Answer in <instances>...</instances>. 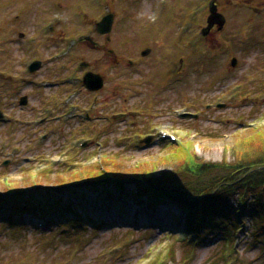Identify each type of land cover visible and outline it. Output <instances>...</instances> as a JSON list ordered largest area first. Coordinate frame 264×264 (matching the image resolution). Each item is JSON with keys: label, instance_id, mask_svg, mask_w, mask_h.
<instances>
[{"label": "rangeland", "instance_id": "obj_1", "mask_svg": "<svg viewBox=\"0 0 264 264\" xmlns=\"http://www.w3.org/2000/svg\"><path fill=\"white\" fill-rule=\"evenodd\" d=\"M209 1L0 0V111L6 117L0 121V193L16 188L25 196L24 188L40 185L43 195L64 197L65 191L56 189L58 178L65 180L66 172H83L108 160L114 163L110 168L123 172L150 169L152 178L178 173L183 158L167 154L174 141L161 138L162 132L174 135L186 151L189 140L198 161L234 160L239 134L264 124V0H216L225 22L204 36L200 30ZM108 12L114 16L109 41L94 30ZM146 46L150 53L130 64ZM28 56L44 61L39 73L24 70ZM233 57L236 64L231 66ZM82 71L100 75L99 92L88 91L76 80ZM17 81L19 88L13 84ZM24 93L30 101L20 108L17 97ZM46 102L48 111L58 115L32 122ZM183 113L195 116L181 117ZM252 140L243 144L254 153L264 149V133ZM184 180L177 175L168 186ZM125 185L128 212L141 224L120 227L110 216L87 218V211L79 226H32L2 219L0 264H264V246L257 243L260 235L264 238L263 214L243 215L233 236L235 251L224 244L225 233L234 228L230 219L225 220L226 231H202L204 241L187 246L190 236L182 235L168 215L174 206L141 208L145 203L133 198L137 183L128 178ZM83 186L84 191L81 186L71 188L85 194L88 202L96 199L98 193L89 183ZM235 198H229L234 208ZM220 253L225 260L219 259Z\"/></svg>", "mask_w": 264, "mask_h": 264}, {"label": "trees", "instance_id": "obj_2", "mask_svg": "<svg viewBox=\"0 0 264 264\" xmlns=\"http://www.w3.org/2000/svg\"><path fill=\"white\" fill-rule=\"evenodd\" d=\"M261 133H264V124L258 127L251 126L246 129L245 133H240V136L237 137V148L234 149L235 158L232 161L224 160L219 164L198 161L193 157L192 144L187 140L188 138H182L181 140L188 141L189 151L181 148V141L172 143L176 145L175 148L170 145L167 149V154L170 157L183 158L184 165L180 167L178 173L175 171L159 177V179L152 178L153 174L150 169L123 172L121 169L113 168L114 166L110 168V164L114 165V163L108 160L100 166H92L83 172L71 175L66 173L65 180L58 178L59 184H64L63 181H92L88 182L93 185L91 186L92 191L98 192L99 183L96 181L103 178L104 172L108 176H118L122 180L131 178L137 183L133 197L137 201L146 202L145 206L148 204L155 206L175 204V208L180 209V214L174 216L173 220L178 228L192 237V241L186 242L187 246H192V244L197 246L201 241H204L202 231L205 233L211 229L226 231L224 229L228 226L225 221L227 219H230L234 228L230 235L225 233L224 244L229 243L233 246V236L238 232L240 222L244 221L243 215L246 212H251L252 218H259L262 214L264 217V149L254 153L253 147H247L243 144L245 139L255 141V135ZM177 175L184 177V182L177 183L173 187L168 186ZM167 178L170 179L167 180ZM140 180H143L144 183L142 184ZM102 181L105 182L101 183L100 195L89 202L85 199L86 195L79 192V190L84 191L86 189L78 190L66 187L60 188L65 191L64 197L48 194V192L43 195L41 190L27 192L25 197L24 193L15 190L8 195L0 196V205L3 206L5 216L21 215L20 218L25 215L34 216L41 218L46 224H52V226L66 225L71 222L79 226L83 223L81 214L85 217L88 212L91 215H88L87 218L92 214L97 216L101 214L104 217H112L114 224H133V221L126 214V210L119 204L122 201L128 202L123 198L129 194L125 181L117 182L112 190L103 187L104 184L108 183L107 180ZM80 186L86 187L79 184L78 187ZM231 194L236 195L235 208L233 207L234 201H229ZM88 207L92 208L88 211ZM85 211H87L86 215L84 214ZM2 219L4 217L0 218V220ZM104 222L107 223L104 220L100 221L103 224ZM260 229L261 232H264V222L261 223ZM256 236L253 237L255 241L258 239ZM260 237L257 243L264 246V238L260 239ZM192 252L190 249L188 258L191 257ZM223 253L219 255L220 260L226 258ZM168 254L173 255L171 250L168 251ZM234 259L236 260L235 257ZM149 264L164 263L154 261Z\"/></svg>", "mask_w": 264, "mask_h": 264}, {"label": "water", "instance_id": "obj_3", "mask_svg": "<svg viewBox=\"0 0 264 264\" xmlns=\"http://www.w3.org/2000/svg\"><path fill=\"white\" fill-rule=\"evenodd\" d=\"M113 21V15L107 14L105 15L96 25V31L100 34H106L109 33L111 30ZM225 22V18L223 15L217 12L216 5L211 3L210 5V15L207 19L208 26L203 30V33L206 34L208 30L213 26L214 24H217L219 27H222ZM148 51H144L143 55L147 54ZM232 65L234 66L236 64L235 58L231 61ZM38 62L35 63L32 67V69L38 68ZM101 78L98 74H94L91 72H88L84 76V85L89 90H97L101 86ZM22 104L25 102V98H22L20 101Z\"/></svg>", "mask_w": 264, "mask_h": 264}, {"label": "flooded vegetation", "instance_id": "obj_4", "mask_svg": "<svg viewBox=\"0 0 264 264\" xmlns=\"http://www.w3.org/2000/svg\"><path fill=\"white\" fill-rule=\"evenodd\" d=\"M212 29H215V27H212ZM139 51H141V49H139ZM135 56H136V54H135ZM136 58H138V57H136ZM47 64H48V61H47ZM46 74L48 75V71H46ZM1 76H2V74L0 73V80H1ZM18 86V85H17ZM17 89V88H16ZM15 89V90H16ZM22 96H25L26 97V102H25V104L24 105H20L19 107L21 108V106L22 107H27V105L29 104V99H30V96H29V94L28 93H24V94H22V95H18V97H17V101H19V99H20V97H22ZM46 108H47V110H46V112H48V104L46 105ZM6 119L4 118H2L1 119V121L3 122V121H5Z\"/></svg>", "mask_w": 264, "mask_h": 264}, {"label": "bare ground", "instance_id": "obj_5", "mask_svg": "<svg viewBox=\"0 0 264 264\" xmlns=\"http://www.w3.org/2000/svg\"><path fill=\"white\" fill-rule=\"evenodd\" d=\"M91 40H92V38H91ZM72 187H75V186H72Z\"/></svg>", "mask_w": 264, "mask_h": 264}]
</instances>
